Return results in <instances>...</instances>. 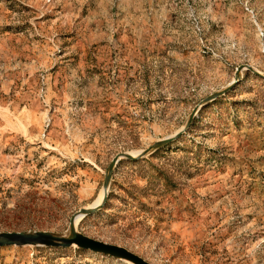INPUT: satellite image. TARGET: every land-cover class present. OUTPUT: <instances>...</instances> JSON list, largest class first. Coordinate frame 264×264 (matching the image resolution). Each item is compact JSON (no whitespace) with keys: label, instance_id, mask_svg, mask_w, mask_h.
<instances>
[{"label":"rangeland","instance_id":"1","mask_svg":"<svg viewBox=\"0 0 264 264\" xmlns=\"http://www.w3.org/2000/svg\"><path fill=\"white\" fill-rule=\"evenodd\" d=\"M260 32L264 0H0V233L87 213L78 233L150 264H264Z\"/></svg>","mask_w":264,"mask_h":264},{"label":"water","instance_id":"2","mask_svg":"<svg viewBox=\"0 0 264 264\" xmlns=\"http://www.w3.org/2000/svg\"><path fill=\"white\" fill-rule=\"evenodd\" d=\"M243 69L244 67L238 69V75ZM257 74L259 76H262V74L260 73ZM149 152L150 151L145 152L144 155L148 154ZM123 158H129V155L123 154L118 156L115 159L114 164ZM107 190H108V183H105L104 192L106 194H107ZM86 214L79 213L78 215L73 217L71 221L70 231L66 235H48L44 233H31V232L0 233V248L8 247V246H27V245H34L40 247L68 248L76 245L82 249L107 255L116 258L118 260L128 262L130 264H150L142 257L130 252L125 248L102 243L94 239H91L81 233H78L75 230V219L77 216L84 217Z\"/></svg>","mask_w":264,"mask_h":264},{"label":"bare ground","instance_id":"3","mask_svg":"<svg viewBox=\"0 0 264 264\" xmlns=\"http://www.w3.org/2000/svg\"><path fill=\"white\" fill-rule=\"evenodd\" d=\"M103 197L101 196L100 197V199H99V201L97 202V205L96 206H99L100 204H101V202L105 199V195H106V193L103 191ZM77 217H80V216H77ZM82 217V216H81ZM80 217V218H81ZM80 219L79 218H76L75 219V227L77 226V224H78V221H79Z\"/></svg>","mask_w":264,"mask_h":264},{"label":"built area","instance_id":"4","mask_svg":"<svg viewBox=\"0 0 264 264\" xmlns=\"http://www.w3.org/2000/svg\"><path fill=\"white\" fill-rule=\"evenodd\" d=\"M260 35H261V36H264V33H263V32H260Z\"/></svg>","mask_w":264,"mask_h":264},{"label":"trees","instance_id":"5","mask_svg":"<svg viewBox=\"0 0 264 264\" xmlns=\"http://www.w3.org/2000/svg\"><path fill=\"white\" fill-rule=\"evenodd\" d=\"M154 155H155V154H154ZM154 155H153V156H154Z\"/></svg>","mask_w":264,"mask_h":264}]
</instances>
